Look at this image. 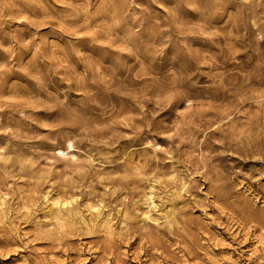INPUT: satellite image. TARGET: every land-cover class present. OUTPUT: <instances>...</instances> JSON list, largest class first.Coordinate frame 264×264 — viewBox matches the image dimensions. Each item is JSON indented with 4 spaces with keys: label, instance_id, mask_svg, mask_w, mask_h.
Listing matches in <instances>:
<instances>
[{
    "label": "rangeland",
    "instance_id": "obj_1",
    "mask_svg": "<svg viewBox=\"0 0 264 264\" xmlns=\"http://www.w3.org/2000/svg\"><path fill=\"white\" fill-rule=\"evenodd\" d=\"M0 264H264V0H0Z\"/></svg>",
    "mask_w": 264,
    "mask_h": 264
},
{
    "label": "bare ground",
    "instance_id": "obj_2",
    "mask_svg": "<svg viewBox=\"0 0 264 264\" xmlns=\"http://www.w3.org/2000/svg\"><path fill=\"white\" fill-rule=\"evenodd\" d=\"M131 57V55H129V58ZM71 147H72V145H71Z\"/></svg>",
    "mask_w": 264,
    "mask_h": 264
}]
</instances>
